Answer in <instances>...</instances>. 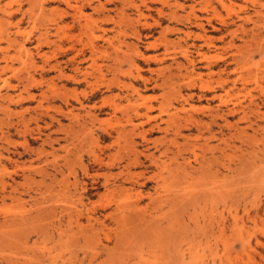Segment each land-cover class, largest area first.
Returning <instances> with one entry per match:
<instances>
[{
	"label": "bare ground",
	"instance_id": "bare-ground-1",
	"mask_svg": "<svg viewBox=\"0 0 264 264\" xmlns=\"http://www.w3.org/2000/svg\"><path fill=\"white\" fill-rule=\"evenodd\" d=\"M180 1L183 3L177 0H29L30 4L35 3L33 7L37 4L41 12L46 11L45 5H53L48 10L49 20L46 19L49 26L37 35L38 45L34 47L49 46L52 49L50 56L41 54L40 65L30 54H26L25 61L19 57L24 66L20 74L23 67L20 65L22 70H18L12 66L20 55H11L9 49L16 45L20 53L24 43L18 44L9 35L5 39L7 47L0 48V100L4 102L0 104V113L4 117L0 124L4 122L2 125L6 126L5 130L0 127V141H4L7 148L2 150L9 157L21 158L16 146L28 151L30 140L37 139L42 142L39 155L45 151L44 144L52 149L51 160L45 158L43 164L45 162L44 165H50L54 170L55 175L51 174L53 182L57 174L62 176L55 183L59 189L54 191L58 199L53 204L78 206L65 215L63 211L59 212L56 227L61 232V221L66 217L70 230H73L72 226L84 230L82 243L94 245L92 256L100 250L113 255L112 251L132 243L135 248H140L139 244L151 247L164 244L180 259L183 252H187L189 264H194L198 247H203L204 243L202 256L207 252L211 264L215 261L230 263L233 248H230L228 238V173L231 171L228 152L232 139L242 142L243 137L248 136L246 129L255 133L258 120H264L261 111L264 98L256 99L250 95V90L245 93L247 84L254 82V88L264 96V85L261 86L264 83V69H261L264 64V0ZM188 1L192 4H186ZM116 2L121 6L113 8L118 21L109 16L111 10L106 7L114 6ZM29 3L27 0L28 6ZM148 3L159 7L152 9ZM239 3L250 4L251 8ZM236 5H240L241 12L233 10L235 13L230 14L235 15L234 18L230 14L226 18L222 16L220 11L229 13ZM11 6L6 3L0 7L1 13L8 19L18 13L24 16L20 6L15 10ZM33 7L26 9L27 14ZM128 9L133 10L137 25L160 29L158 37L144 42V51H152L153 55L145 56L137 45L126 43L125 39L129 37L140 39L136 27L125 29L120 26V21L127 18ZM88 10L102 15L101 18L94 19ZM196 12L204 15L197 16ZM39 13L35 14L39 16L45 12ZM20 22L18 19L16 28ZM1 23L0 28L6 29L2 27L4 22ZM106 25L112 27L107 29ZM28 34L24 35L27 37L23 42L28 41ZM168 36H175V39ZM237 41L239 45H236ZM255 57L258 61L253 64ZM137 59L144 60L147 67L151 61L160 66L149 67L146 78ZM165 62L169 64L163 65ZM249 64L255 70L251 81L242 74L243 71L244 74L245 71L251 73ZM36 69L40 71L39 81L30 73V70L35 73ZM51 73L49 79L44 77ZM69 85L76 87L70 89ZM80 86L84 89L78 90ZM18 87L20 90L15 96L1 95L2 89L18 90ZM101 91L106 94L100 95ZM246 97H249L247 103ZM27 102H35L34 107L19 112L11 110V106ZM63 120L68 124L63 125ZM29 122L36 126V136L30 133ZM244 123L247 126L240 128ZM43 130L50 132L44 139L40 137ZM27 134L31 139L26 138ZM58 134L61 138L52 137ZM156 135L160 137L152 139ZM11 136L23 141L11 143ZM55 144L63 152L61 157L56 155ZM9 157L0 153V165L10 164L12 168L10 171L5 168L7 165H1V199H14L18 188L23 186L15 184L13 178L18 175V160L13 159V162ZM43 167L37 168V174L45 173ZM21 176L24 182L30 179L24 173ZM183 218H187V224ZM20 219L0 221V240L10 231L15 232L17 236L13 234L12 238L26 248L27 240L20 238L22 233H19L27 219ZM81 221L85 222L84 226ZM112 224L121 227L120 231L111 230ZM183 227L187 231L182 234ZM110 243L114 245L112 248H108ZM257 245L264 247L259 241ZM137 256L142 259L140 254ZM246 257L248 261L254 260L250 255Z\"/></svg>",
	"mask_w": 264,
	"mask_h": 264
},
{
	"label": "rangeland",
	"instance_id": "rangeland-1",
	"mask_svg": "<svg viewBox=\"0 0 264 264\" xmlns=\"http://www.w3.org/2000/svg\"><path fill=\"white\" fill-rule=\"evenodd\" d=\"M101 1L103 2V0H101ZM118 2H119V0H118ZM118 2H116L114 6H111V5L106 6L107 9H109V11L110 10L112 11V13L110 11L108 14L110 17H113L115 19V21H118V17H116L115 12H113V8L114 7L120 8L121 7L120 3H118ZM177 2L183 3L180 0H177ZM6 3L7 4L9 3L12 5L11 6L12 10L17 9L20 6L21 12L24 13V16H22L20 13H18V14H15L14 18L8 19L0 11V21H2V23L4 22L2 27H4V26L6 27V29H4V30L0 28V34H2V33L4 34V35L2 34L0 36V40L2 37V41L0 43V48L5 49V47H7V43H6L5 39L9 35H10L9 37L11 39H15L18 44L24 43V47H23L24 50L20 51V53L18 51L19 48H17L18 46H16V45H13L12 48L10 47V49H9V53L11 55H13V54L15 56H17L18 54L20 55V56L16 57L17 61H15V60L13 61L12 66L15 69L19 68L18 70H22V67H23V70L20 72V74H21L24 71V66H22L23 65L22 60L23 61L26 60V54H30L31 56H33L35 59V63L37 65H40L42 62L43 57H41V54H42V56L43 55H45L47 57L50 56L49 54H50L52 49L49 48V46L43 45L42 48H40V49H36L34 47L36 44L38 45V40L36 39V38H38L37 35L39 33L42 34L44 32V30L49 26V23H47L48 21H46V19L49 20L50 15L48 13V10L51 9L53 7V5L52 4L45 5L44 9L46 11L41 12V11H39V8H37V4H36V7L34 6L35 7L34 8L33 5L35 3L30 4L29 0H28V3L30 4L29 6L27 4V0H19V2H18V0H0V7H4L6 5ZM186 4H192V2L188 1V2H186ZM239 4L242 6L244 5L243 3H239ZM240 5H238V6H240ZM148 6L151 7L152 9L159 7L158 4H150V3H148ZM238 6L236 5V6H234L233 9L231 8L232 11H230L229 13L228 12L226 13L225 11L224 12L220 11V12H221L222 16L224 18H226L227 14H230V13L233 14L235 12L239 13L240 9ZM244 6L245 7L247 6V8L248 7L251 8L250 4H245ZM31 7H33V10L31 9L33 13L31 12V10H29V12H28L29 15H28L26 9H30ZM24 10H26V11H24ZM142 10L145 13V9L142 8ZM233 10L235 12H233ZM25 12H26V14H25ZM31 13L33 16L36 15V17L34 16V21L36 19V22L33 21ZM35 13H37V14L38 13L39 14L44 13V15L41 14L43 16L42 17L41 15L38 16ZM179 13L184 14L183 12H179ZM47 14L49 16H47ZM88 14H91V15L93 14L92 17L94 19H99L102 16L100 14L98 15V14L92 13L90 10H88ZM105 14H107V13L105 12ZM133 14H134L133 10H130V9L126 10L127 18H124V19H122V21H120L121 22L120 26H122L125 29H130L131 27H136L140 31V39L138 40V39H134L132 37H129V38H126L125 41L129 45H131V44L137 45L140 48V51L145 54V56H151L154 54V52H152V51H146L145 52L144 48H146V47L144 45V42H146L147 40H153L154 38L158 37V33H159L160 29L157 27H150V28L147 27L146 28V27H143L141 25H137V22H135V21H137V18ZM150 14L152 15L153 18H156L154 12H151ZM231 14H230V17L233 16L232 18H234L235 15H231ZM45 15L47 18H45ZM196 15L197 16H203L204 14H200L199 12H196ZM20 16H21V18H20ZM30 16H31V18L29 19ZM18 19L19 20L21 19V22L19 23V26L16 28L15 23L17 22ZM148 21H149V23H152L151 20H148ZM32 25H33V27L31 28ZM165 25H166V23L164 22L163 26H165ZM39 26H41V27H39ZM34 27L38 28V29H36L37 32L35 31ZM111 27H112L111 25H106L107 29H109ZM128 27H130V28H128ZM247 27H249V25ZM179 28L181 29L182 27H179ZM2 30L3 31L6 30L7 32L6 31L2 32ZM22 30H24V31H22ZM27 32L28 33L31 32V34L29 35ZM5 33H8V34H5ZM20 33H22V35H20ZM223 33H225V32L223 31ZM26 34H28L30 37L28 36L29 39L27 42H23L24 39H26L25 37H27V36H24ZM108 35L111 36L112 34H108ZM147 36H149V37H147ZM215 36L218 37L219 35H215ZM168 38L173 40V39H175V36H168ZM189 41L191 42V40H189ZM238 42L239 41L236 42V45L240 44ZM37 45H36V47H37ZM217 45H219V44H217ZM125 49L126 48L124 47L123 50H125ZM16 51H18V52L15 53ZM37 52H38V54H37ZM44 53H46V54H44ZM19 57H21V59H22V60L20 59L21 62L19 60ZM137 61L139 63V66L143 70H145V73L142 72V75L146 78L149 77V73L146 71L147 69H149V67H150V69H156L158 66H160L157 63L155 65V63L151 61V62H149V65L147 67L146 63H144V60L137 59ZM257 61H258V59L255 57L252 60V63L253 62L256 63ZM142 62L144 63V65ZM167 64H169V62H165L163 65H167ZM20 65L22 66L21 68L19 67ZM251 65L252 64H249V68H251V70H250L251 73L247 72V74H246V71H245V74H244V71L242 73L243 77L247 75L246 77L248 78V81L252 80L253 75L255 73V70L253 69V67H251ZM232 67L233 66H231V68ZM126 68L127 67L124 66V69H126ZM261 69L263 71L264 64L261 65ZM33 72H34L33 70H30V73L35 76L34 78L36 79V81H39L40 77L38 74L40 73V71L38 69H36L35 73H33ZM52 75H53L52 73L46 74V75H44V77L46 79H49L50 77H52ZM109 78H111V76H109ZM12 84L15 85L16 81L13 80ZM263 85H264V83L261 84V86H263ZM74 87H76V86L69 85L68 88L72 89ZM147 87L152 88L153 86H147ZM254 87H256V85L254 86V82L253 83L249 82L246 86L247 91H245V93H247L250 90L251 91L250 95H252L256 99L257 98L263 99L264 96L261 95L260 90L258 88L257 89L254 88ZM81 89H84V87L83 86L78 87V90H81ZM19 90H20V87H18V90H16V89H2L1 95L2 96H15L16 93L19 92ZM34 93H36V92L34 91ZM101 94L105 95L106 93H104V91H101L100 95ZM100 95H98L97 98H99ZM247 100H249V97H246V100H244V101L247 103L248 102ZM0 104H4V102H1V100H0ZM34 105H35V102H27V103H24V104L16 106V107L11 106V110L14 112H19L25 108H32V107H34ZM261 111L264 113L263 108H261ZM78 112L79 111H76V113H78ZM2 119H4V117L0 113V120H2ZM26 119H28V116H26ZM234 120H235V118L231 119L230 120L231 123L234 122ZM251 121H253L252 118H251ZM29 123H28V126H30V127H28V129H29L30 133L32 135L36 136V133H35L36 132V126L34 125L33 122H29ZM257 123L259 126H258V128H256V126H254L255 133L250 128L246 129L245 135L247 134L248 136H246V137L242 136L243 137L242 142L240 140L232 139L231 144H230L231 149L228 152L230 165H231V171L228 173L229 179H230L229 180L230 181V193H229L230 197L228 200V204L230 206H229V211L227 210L228 211V215H227L228 217L227 218L229 219V225H230L228 238H229V244L231 245L230 248H233V249L230 252L231 253V255L229 257L230 263L223 262L222 264H264V260L261 258V256L264 257V247H261V245L260 246L257 245V241L261 242L264 245V120H261V121L258 120ZM2 124L5 125V123L1 122V124H0L1 125L0 127L3 130H5L6 126L3 127ZM62 124L67 125L68 124L67 120H63ZM40 125H42V124H40ZM246 126H247L246 123L240 124V128L241 127L244 128ZM10 133L13 135L14 132L12 129H10ZM49 133L50 132H48V130H45V131L43 130L40 137L42 139H44V135L49 134ZM52 137L58 138V139L61 138V136L59 134L58 135H52ZM159 137H160L159 135H156V136H153L152 139H158ZM26 138L31 139V137L28 134L26 135ZM244 138H247V139H244ZM22 141H23V139L20 137H17V136H11V138H10L11 143H20ZM29 143H30L29 149L31 151L30 150L25 151L21 146H16V149H18V152L22 154V157L21 158H17V157L15 158L13 156H11V157L7 156L8 153L6 151L4 152V150H2L3 147L6 148V144H4V141H0V146L2 147L0 149V153H2V155L6 158L9 157L12 160L13 159L18 160V164H19L18 175L13 177V178L15 180V184L18 183L19 185H21V184L23 185V186H20L18 188V192L14 195V199H10V198L1 199L0 198V221L4 220V219H7L9 221V220H13L14 218H16V220H19V221H21L20 218H22V219L24 218L23 219L24 221L27 219V221H25L26 225L23 227V229L20 231V233L18 232L19 235L22 233L20 235L21 236L20 238H23V239L25 238L27 240V245L25 246L26 248H24V245L21 246L20 244H18L16 239L12 238L13 234H14L13 236H15V235L17 236V234L15 232L10 231L9 234L3 236L2 241L0 240V264H121V260H122L123 264H125V263L126 264H130V263L132 264V263H135L137 261H139L138 262L139 264H146V263L147 264H166V262L168 264H189V255L187 254V252H183L184 255H183L182 259H180V257H175L172 254L171 250L169 249V246H165L164 244H158V245H154L152 247L148 246V244H139V246H141L140 247L141 249H140V248L133 247L134 244L132 243L133 246L131 244H127V245H123V248L120 247L117 250L112 251L113 255H110L111 253H107L106 251L100 250V251L96 252L97 255L94 254V256L96 255L94 257V256H92V253L95 252V251H92V249L94 248V245H91V244L87 245L85 243H82L83 242L82 234H83L84 230L82 231V229H76L74 226H72L73 230H70L68 228L66 222H65L66 217L63 218L61 221V229H60L61 232L58 231V228L56 227L57 226L56 220H57V218H59L58 216H60L59 212L63 211L64 213L62 212V214L65 215V213L67 214V212L72 211L74 209V207H78V206H68V205H67V207L66 206H54L53 201L58 199V196H56V193H54V191L59 189L57 187V184H55V183L60 181L62 179V176L57 174L55 176L56 180H55V182H53L52 181V175L53 174L55 175L54 170L52 169V167L50 165H44L45 162L43 164V161L45 160V158L48 160L49 159L51 160L49 153L52 152V149L47 144H44L43 150H45V151H44V153L39 155V151L41 149V144H42L41 140L40 139L33 140V141L30 140ZM60 144L63 145L64 143L60 142ZM53 148L55 150H57L56 155L58 154V157L59 156L61 157L63 155V152L59 149L58 145L55 144ZM9 151L10 152L12 151L11 147L9 148ZM40 152H42V151H40ZM14 160H13V162H14ZM84 163H87V161ZM1 165L2 166L7 165L5 168L12 171L10 164H3L2 163ZM1 165H0V168H1ZM235 165H237V166H235ZM39 167H43L44 169L46 168L45 173L42 172V173H40V175L37 174V173H39V171L37 170V168H39ZM75 168H76V171L78 172L79 170H78L77 166H75ZM27 170H29V171H27ZM22 173H24L25 175H29L30 179L27 182L23 181V178L21 176ZM47 174H48V176H47ZM42 176H43V179L41 178ZM3 178H4V176H3ZM78 178L81 179L80 172H78ZM1 179H2V175L0 173V180ZM70 180H72V179H70ZM42 182H43V184H42ZM49 190L52 192L50 193ZM42 191H44V193H42ZM42 196H43V200H42ZM49 199H51V200H49ZM44 201H46V202H44ZM60 205H63V204H60ZM112 207H114V206H112ZM64 210H66V211H64ZM220 210H221L220 207H218V211H220ZM207 214L208 213H206V215ZM214 214H213V216H214V218H216L217 212ZM54 216H55V218H54ZM183 219H185V224H187L186 223L187 218H183ZM49 221H51V222H49ZM81 222H82L81 225L84 226L85 222L84 221H81ZM46 224H47V226H46ZM52 225L54 228L52 227ZM191 226L192 225H190V227ZM118 227L119 226L112 224L111 230L114 231V229H116L115 232H117V230L121 228V227H119V228ZM190 229H193V227H191ZM85 231H87V230H85ZM119 231L120 230H118V232ZM186 231L187 230H185V228L183 227V229L181 230V233L183 234ZM115 232H112V235H114ZM43 233H44V235H43ZM57 233H59V235ZM76 237H77V239H76ZM202 240H203V238H202ZM14 241H16V243L18 245H16V243H13ZM6 242H8V243H6ZM146 242H148V240H146ZM103 243L106 244L105 242H103ZM107 245H108V248H112L114 246L113 243H110ZM87 246H88V248H87ZM127 246H129V247H127ZM182 247H183L182 250L186 249L185 244H183ZM132 248H133V250H131ZM204 248H205L204 243H203V247H198V252H199L198 256L199 257L198 256L196 257L194 264H202V262L204 264H211V258H210V256H208L207 252L204 256H202V249H204ZM122 250L124 252H122ZM84 252H85V254H84ZM115 252H117L116 253L117 255L115 254ZM131 252H132V254H131ZM121 253H123V254L126 253V254L121 255ZM127 253H128V255H127ZM46 254H47V257H46ZM107 254H109V255H107ZM129 254H131V255H129ZM134 254H135V256H134ZM138 254H140V256H142L141 258L144 259L145 261L142 259L139 260L138 256H137ZM247 255L254 257V260L248 261V259L246 257ZM48 258H50L51 260ZM116 258H117V260H115ZM132 258H135V259L132 260ZM260 258L262 260H260ZM136 259H137V261H136ZM49 261H50V263H49ZM215 264H218V262L215 261Z\"/></svg>",
	"mask_w": 264,
	"mask_h": 264
}]
</instances>
